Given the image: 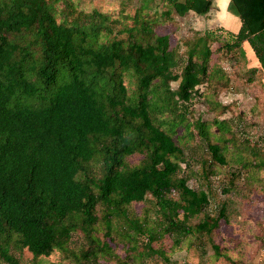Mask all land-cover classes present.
<instances>
[{
	"label": "trees",
	"instance_id": "1",
	"mask_svg": "<svg viewBox=\"0 0 264 264\" xmlns=\"http://www.w3.org/2000/svg\"><path fill=\"white\" fill-rule=\"evenodd\" d=\"M160 1L165 12L151 4L113 19L72 0H0V263L19 264L16 254L27 250L33 264L55 251L76 264H147L151 257L173 264L162 246L167 235L207 237L214 261L242 264L250 241L238 201L226 198L205 213L208 193L180 175L189 158L174 139L179 127L183 139L194 137L188 108L206 84L203 102L216 119L199 137L211 165L225 164L236 135L220 120L227 110L215 96L229 76L212 59L209 32L174 44L159 31L174 24L172 14H208L213 0L201 11L193 10L198 0ZM237 4L231 0L227 11L242 27L218 49L241 68L246 41L264 70V29ZM249 166L247 183L256 176L263 183L264 159L242 169ZM147 195L152 210L136 212ZM234 221L241 230L233 250L212 243L221 223L235 229ZM75 233L86 246L79 253L70 248ZM118 245L127 258L114 252Z\"/></svg>",
	"mask_w": 264,
	"mask_h": 264
},
{
	"label": "rangeland",
	"instance_id": "2",
	"mask_svg": "<svg viewBox=\"0 0 264 264\" xmlns=\"http://www.w3.org/2000/svg\"><path fill=\"white\" fill-rule=\"evenodd\" d=\"M79 9L91 13L99 11L104 14L111 15L113 19H120V14L131 15L136 12L138 4L146 5L148 0H72ZM150 1V0H149ZM123 9V12L119 10ZM121 15V16H122ZM128 22V21H127ZM129 24V22H128ZM117 28L120 25L116 26ZM191 22L176 20L174 24L165 25L161 28V33H169L173 39V43L178 44L186 38H192L194 34L203 35L201 31L192 30ZM165 31V32H164ZM219 37L216 42L211 43L213 61L219 62L222 70L229 76V82L225 89L220 90L216 94L217 102L220 106H225L227 112L220 117V120L227 122L228 128L235 133L236 140H228L227 150L223 152L225 164L220 165L214 163L211 165L210 154L206 150L205 144L199 137V134L206 130V126L210 125L215 114L207 109L203 102L202 95L206 93V84L198 87L197 93L188 108V112L193 113L187 116L190 122V128L194 132V137L183 139L182 134L185 133L182 127L177 128L174 139L176 143L183 149L184 156L189 158V161L182 165L183 170L180 175L188 176V185L193 189H203L208 193L209 204L204 212L213 215L215 210L220 207L226 198H231L239 203L237 212L245 217L246 221L242 222L246 238L250 241V246L242 253V264H264V169L260 170V177L263 183H259L257 176L250 183H247V176L251 173L252 167L242 169V165L248 162L261 161L264 159V88L260 76L256 77L255 82H247L244 78L251 76L243 67L238 68L228 61L225 53L218 48L222 44L231 43L233 39L229 35ZM180 53H183L181 45ZM244 75V76H243ZM252 75L251 77H253ZM170 88L175 90L177 82H172ZM255 100L258 101L259 107L256 106ZM212 132L217 134L215 128L212 127ZM249 160V161H248ZM132 162H135L133 160ZM211 165V166H210ZM185 168V169H184ZM241 170H243L241 172ZM236 174H239L236 175ZM235 176V177H234ZM262 187L261 192L259 188ZM231 188L230 193L225 194L222 189ZM239 189L238 193H233L235 189ZM150 195L146 196V202L135 206V211L140 212L143 207L151 208ZM150 214V212H149ZM233 226L221 223V227L216 234L211 237L212 243H218L221 246H226L231 251L233 248L232 241L239 235L234 233V230H241V226ZM103 233L98 234L102 238ZM162 246L167 251L170 260L173 264H227L223 259L213 260L214 252L211 249L209 239L207 237L197 238H181L174 239L172 236H164L161 238ZM139 252L142 250V244L145 239L139 241ZM84 240L81 233L72 234L70 248L75 252H80L85 249ZM114 252L119 255V258H127L126 250L118 245ZM235 254V253H234ZM19 264H33L32 256L27 250L19 255ZM130 260V259H129ZM40 264H76L72 259H66L58 251L52 253L49 257L39 259ZM103 262V260H101ZM108 262V264H113ZM147 264H161L158 258L151 257L146 261ZM4 264V263H0ZM138 264V263H137Z\"/></svg>",
	"mask_w": 264,
	"mask_h": 264
},
{
	"label": "crops",
	"instance_id": "3",
	"mask_svg": "<svg viewBox=\"0 0 264 264\" xmlns=\"http://www.w3.org/2000/svg\"><path fill=\"white\" fill-rule=\"evenodd\" d=\"M142 1L145 0H141V2ZM230 1L231 0H213V8L208 14L204 16H198L193 11H190L183 16L172 14V17L175 21L184 20L187 22H191L190 28L195 31H207L215 40H217V38L219 37H225L224 35L226 34L229 35L233 39L232 42H234V37L240 31L242 22L240 18L230 14L227 11V7ZM237 2V7L243 15V18L246 21H249V23H254L255 27H260L261 30L264 29V0H237ZM151 4L153 7L151 9L152 12H165L168 8L160 0H148L146 5H141L140 3L138 4V7L147 8ZM206 4V0H198L193 10L201 11L202 9H204ZM250 17L251 20H249ZM241 48L244 52L245 66L243 68L248 71V74H250L251 76L254 75L253 77L249 76L247 78H244V80H246L247 82H251L252 80H254L253 82H255L256 74V77L260 76L261 82L263 83V85H260V87L264 88V70L262 69L252 47L248 42L245 41L241 44ZM254 102L256 103V106L259 107L258 101L255 100Z\"/></svg>",
	"mask_w": 264,
	"mask_h": 264
}]
</instances>
